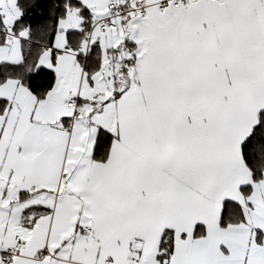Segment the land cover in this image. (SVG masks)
<instances>
[{
  "label": "snow or ice",
  "instance_id": "1",
  "mask_svg": "<svg viewBox=\"0 0 264 264\" xmlns=\"http://www.w3.org/2000/svg\"><path fill=\"white\" fill-rule=\"evenodd\" d=\"M0 264H264V0H0Z\"/></svg>",
  "mask_w": 264,
  "mask_h": 264
}]
</instances>
